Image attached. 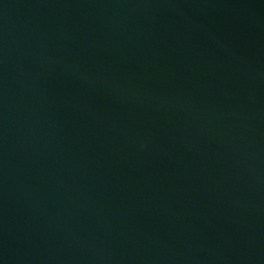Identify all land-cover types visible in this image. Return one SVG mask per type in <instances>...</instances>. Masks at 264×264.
I'll list each match as a JSON object with an SVG mask.
<instances>
[{"label": "water", "instance_id": "95a60500", "mask_svg": "<svg viewBox=\"0 0 264 264\" xmlns=\"http://www.w3.org/2000/svg\"><path fill=\"white\" fill-rule=\"evenodd\" d=\"M0 264H264V0H0Z\"/></svg>", "mask_w": 264, "mask_h": 264}]
</instances>
